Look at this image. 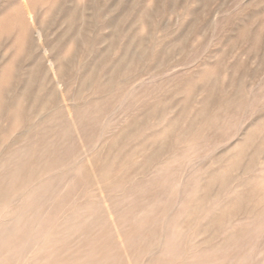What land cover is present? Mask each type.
<instances>
[{
	"label": "rangeland",
	"instance_id": "374dc122",
	"mask_svg": "<svg viewBox=\"0 0 264 264\" xmlns=\"http://www.w3.org/2000/svg\"><path fill=\"white\" fill-rule=\"evenodd\" d=\"M0 264H264V0H0Z\"/></svg>",
	"mask_w": 264,
	"mask_h": 264
}]
</instances>
